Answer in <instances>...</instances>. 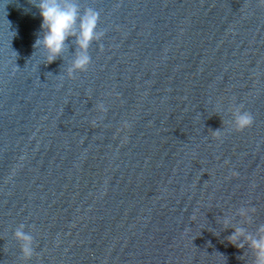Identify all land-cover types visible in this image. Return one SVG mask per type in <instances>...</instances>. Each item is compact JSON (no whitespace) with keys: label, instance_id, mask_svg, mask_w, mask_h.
I'll use <instances>...</instances> for the list:
<instances>
[{"label":"water","instance_id":"1","mask_svg":"<svg viewBox=\"0 0 264 264\" xmlns=\"http://www.w3.org/2000/svg\"><path fill=\"white\" fill-rule=\"evenodd\" d=\"M77 3L103 36L70 73L76 37L48 63L34 0H0V264H255L264 2Z\"/></svg>","mask_w":264,"mask_h":264},{"label":"clouds","instance_id":"2","mask_svg":"<svg viewBox=\"0 0 264 264\" xmlns=\"http://www.w3.org/2000/svg\"><path fill=\"white\" fill-rule=\"evenodd\" d=\"M264 2V0H262ZM34 5L39 11L41 19L40 28L42 36L35 40L33 47L42 48L46 53V61L53 62L64 50V42L70 37H76L77 47L80 55L73 62L72 69L85 70L90 63L87 49L93 40H99L103 33L96 30L99 13L92 8H86L83 12L77 0H34ZM101 111H105L103 104L99 105ZM232 128L241 131L253 123V117L246 111H241L239 107L231 109ZM23 226H21L22 228ZM242 229H236L235 233L229 237L235 243L237 237L242 234ZM264 233V227L259 229ZM15 236L24 242L22 252L25 257L32 255L30 243L32 237L17 230ZM250 240V246L256 254L255 264H264V236ZM237 247L242 245L237 244Z\"/></svg>","mask_w":264,"mask_h":264}]
</instances>
